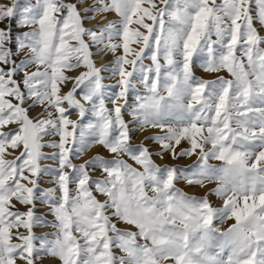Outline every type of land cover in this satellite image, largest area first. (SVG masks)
<instances>
[{"label":"snow or ice","instance_id":"snow-or-ice-1","mask_svg":"<svg viewBox=\"0 0 264 264\" xmlns=\"http://www.w3.org/2000/svg\"><path fill=\"white\" fill-rule=\"evenodd\" d=\"M262 33L264 0H0V264H264Z\"/></svg>","mask_w":264,"mask_h":264},{"label":"rangeland","instance_id":"rangeland-1","mask_svg":"<svg viewBox=\"0 0 264 264\" xmlns=\"http://www.w3.org/2000/svg\"><path fill=\"white\" fill-rule=\"evenodd\" d=\"M262 34H264V33H262ZM108 59H111V57H109ZM105 62H106V61H105ZM146 63H149V61H146ZM197 75H198V76H205V77L207 78L206 74H204V73H202V72H200V71H197ZM105 83H114V80H106ZM108 107H111V104H108ZM89 116H90V114H89ZM71 118H72V119H76L77 117H76L75 114H73V116H72ZM125 119H126V120H130L131 117L125 115ZM143 135H144V133H139V132L135 133V134H134V137H133L134 143H139V142L143 139ZM185 146H187V145H185ZM98 150H99V149H95V148H94V149L90 150V152H89L88 155L90 156V155L94 154V153H95L96 151H98ZM44 151L49 152V151H51V150H50V149H45ZM99 151H101V154H103V155H105V156L108 155V154H107L106 152H104L103 150H99ZM87 158H88V156L82 157V158H81V161H78V162H82L83 159H87ZM154 159L156 160V163H157V164H160V165H164L165 163H167V164H169V165H172V164H179V165H181V166H187V165H189V164H191V163L193 162V160L195 159V157H191V158H189V157H184V158H181L179 161H171V159L168 158V157H166L164 160H161V159H159L158 157H155ZM45 162H46V161H44V163H45ZM211 162H212V163H219V162H217V161H211ZM43 186H44V187H49L50 184L45 183ZM177 186L180 187V188H182V189H184L185 191H191L190 189H188V188L186 187V185H185L183 182L179 183ZM213 200H215V198H213ZM42 211H43V209H42ZM48 219H51V217H48ZM225 226H226V225H225ZM48 230H49V229H47V228H37V229H36V232H37V234H40V233L45 232V231H48Z\"/></svg>","mask_w":264,"mask_h":264},{"label":"bare ground","instance_id":"bare-ground-1","mask_svg":"<svg viewBox=\"0 0 264 264\" xmlns=\"http://www.w3.org/2000/svg\"><path fill=\"white\" fill-rule=\"evenodd\" d=\"M50 163H52V162H51V161H46V162H45V164H50ZM50 186H51V185H50Z\"/></svg>","mask_w":264,"mask_h":264}]
</instances>
